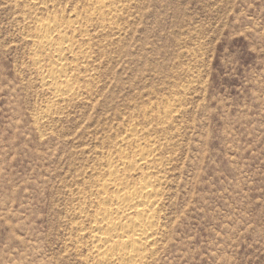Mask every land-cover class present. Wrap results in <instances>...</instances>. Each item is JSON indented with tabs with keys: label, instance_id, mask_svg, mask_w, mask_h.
Instances as JSON below:
<instances>
[{
	"label": "rangeland",
	"instance_id": "374dc122",
	"mask_svg": "<svg viewBox=\"0 0 264 264\" xmlns=\"http://www.w3.org/2000/svg\"><path fill=\"white\" fill-rule=\"evenodd\" d=\"M91 1L0 0V264H95L72 205L132 126L172 160L145 264H264V0H109L82 94L52 108L29 34Z\"/></svg>",
	"mask_w": 264,
	"mask_h": 264
},
{
	"label": "bare ground",
	"instance_id": "6f19581e",
	"mask_svg": "<svg viewBox=\"0 0 264 264\" xmlns=\"http://www.w3.org/2000/svg\"><path fill=\"white\" fill-rule=\"evenodd\" d=\"M24 1L37 10L55 0ZM118 9L109 0H92L86 10L71 13L70 20L56 15L36 19L29 34L32 63L41 72L43 86L53 92L52 108L82 94L79 60L92 57L90 27L94 22L100 30L113 27ZM169 115L166 110L160 118ZM154 133L144 127L127 128L114 150L107 152L102 167L92 169L88 185L78 190L72 205L79 219L72 222L77 232L72 244L77 251H88L86 263L145 264L154 257L161 240L167 173L172 164L163 156L168 140Z\"/></svg>",
	"mask_w": 264,
	"mask_h": 264
}]
</instances>
